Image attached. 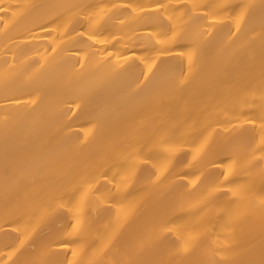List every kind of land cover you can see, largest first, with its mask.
Returning a JSON list of instances; mask_svg holds the SVG:
<instances>
[{
  "label": "bare ground",
  "instance_id": "bare-ground-1",
  "mask_svg": "<svg viewBox=\"0 0 264 264\" xmlns=\"http://www.w3.org/2000/svg\"><path fill=\"white\" fill-rule=\"evenodd\" d=\"M264 264V0H0V264Z\"/></svg>",
  "mask_w": 264,
  "mask_h": 264
},
{
  "label": "snow or ice",
  "instance_id": "snow-or-ice-1",
  "mask_svg": "<svg viewBox=\"0 0 264 264\" xmlns=\"http://www.w3.org/2000/svg\"><path fill=\"white\" fill-rule=\"evenodd\" d=\"M4 264H7V261H5ZM68 264H72V262L71 261H68Z\"/></svg>",
  "mask_w": 264,
  "mask_h": 264
}]
</instances>
